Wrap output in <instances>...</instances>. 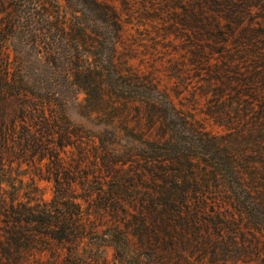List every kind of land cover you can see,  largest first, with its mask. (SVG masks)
<instances>
[{"label": "trees", "instance_id": "1", "mask_svg": "<svg viewBox=\"0 0 264 264\" xmlns=\"http://www.w3.org/2000/svg\"><path fill=\"white\" fill-rule=\"evenodd\" d=\"M177 1L189 90L126 68L106 0H21L0 21V41L33 28L46 67L0 52V264L57 246L49 264H104L106 247L130 264H264V0ZM31 166L49 201L24 182Z\"/></svg>", "mask_w": 264, "mask_h": 264}, {"label": "rangeland", "instance_id": "2", "mask_svg": "<svg viewBox=\"0 0 264 264\" xmlns=\"http://www.w3.org/2000/svg\"><path fill=\"white\" fill-rule=\"evenodd\" d=\"M103 1V0H101ZM110 3L115 10L120 14V18L123 25L122 35L119 42H116V55L125 61L126 68L128 70L136 71L140 74L152 75L155 80H159L161 84H168L176 88L189 90L194 82V79L189 75L182 84L177 85L176 77H174L175 71L180 70L183 60L185 59L187 52L185 45V33H191L190 30L185 29L184 25L179 23L176 18V13L181 12V7L177 0H106ZM21 0H0V21H4L10 13L11 6H17V3ZM59 4H64L63 0H59ZM21 20H24L23 18ZM5 22V21H4ZM18 28L19 33L14 35L13 38L8 36V39L0 41V52L7 55V58L12 61V68L17 70L38 71L46 68L39 60V64L34 61L35 57L43 58L45 51L41 46L35 50L32 47V39L26 31L33 33V28L24 26ZM16 30V33L18 32ZM41 32L40 30H37ZM35 54V56H34ZM73 66H59L50 69L72 70ZM48 69V68H47ZM183 91L184 93L187 91ZM187 97V96H186ZM175 101L178 98L174 99ZM184 102L188 101L184 99ZM189 104V102H188ZM70 118L74 122H81V119L73 111L70 113ZM130 126L136 128L137 124L133 120H129ZM213 131H220V128L208 125ZM60 157L66 158L67 161L72 159L81 158L83 154H80L77 150L67 147L64 152L59 153ZM49 158H42L40 161H36V166L42 167L43 174H46L44 170L48 168ZM84 162L89 167L95 163V158L91 153L84 155ZM26 166H22L24 168ZM30 171L23 176L24 182L33 181L36 188L34 191V198L42 201H49L52 197L53 184L52 181L43 178L42 174L39 175L33 170V166L29 167ZM80 190V189H79ZM24 190L20 192L23 196ZM127 196V195H126ZM136 194L133 195L135 197ZM38 197V198H37ZM116 197V196H114ZM139 198V196H137ZM214 239L217 238L216 233L213 234ZM223 249L220 247V251ZM54 254L64 255L65 250L59 246L54 248V251H50ZM49 251L42 253L34 252L33 254L26 255L27 258L23 264H38L37 257H41L43 263H51L49 260L51 255ZM104 256L106 261L104 264H130L129 262H120L114 260L113 249L111 247L105 248ZM62 258L59 257L58 263L62 264ZM232 257H227L226 260L229 263ZM253 256L245 254V257H241L237 264H258V261L254 260ZM245 260V261H244ZM225 262V261H224Z\"/></svg>", "mask_w": 264, "mask_h": 264}]
</instances>
